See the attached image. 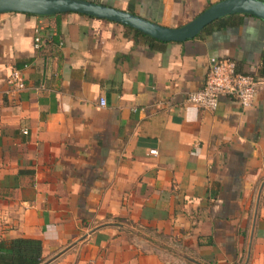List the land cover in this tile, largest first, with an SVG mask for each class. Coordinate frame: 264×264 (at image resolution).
Segmentation results:
<instances>
[{"label":"crops","instance_id":"0c3cea01","mask_svg":"<svg viewBox=\"0 0 264 264\" xmlns=\"http://www.w3.org/2000/svg\"><path fill=\"white\" fill-rule=\"evenodd\" d=\"M86 1L177 28L223 0ZM56 15L0 14V239L40 241L43 264H264V83L247 108L186 101L211 57L260 78L264 22L149 46Z\"/></svg>","mask_w":264,"mask_h":264},{"label":"water","instance_id":"95a60500","mask_svg":"<svg viewBox=\"0 0 264 264\" xmlns=\"http://www.w3.org/2000/svg\"><path fill=\"white\" fill-rule=\"evenodd\" d=\"M5 13L36 16L77 13L130 27L162 42H184L198 36L212 22L228 15L245 14L264 22V0H223L177 28L163 27L129 12L86 0H0V14Z\"/></svg>","mask_w":264,"mask_h":264},{"label":"built area","instance_id":"2783aa9c","mask_svg":"<svg viewBox=\"0 0 264 264\" xmlns=\"http://www.w3.org/2000/svg\"><path fill=\"white\" fill-rule=\"evenodd\" d=\"M34 35V47L39 49L42 42L39 28L35 29ZM260 82L264 83V79L237 72L233 61L211 57L202 89L188 94L186 101L202 110L215 111L221 98H233L242 108H247L253 103ZM7 84V94L19 93L25 89L20 69L10 72ZM104 104L101 99L100 105ZM151 153L155 154V151Z\"/></svg>","mask_w":264,"mask_h":264},{"label":"trees","instance_id":"16d2710c","mask_svg":"<svg viewBox=\"0 0 264 264\" xmlns=\"http://www.w3.org/2000/svg\"><path fill=\"white\" fill-rule=\"evenodd\" d=\"M58 16L59 15H54L53 17ZM233 16L231 15V17ZM212 26L223 28L225 26L224 19L215 21L211 27ZM123 27L125 28V37L133 39L136 43H145L149 46L160 44L158 40L135 29L127 26ZM211 27L206 28L201 35L208 34ZM258 76L260 77L259 79H264V55L262 56V66ZM0 264H43V259L41 257V242L24 238L10 240L0 239Z\"/></svg>","mask_w":264,"mask_h":264}]
</instances>
